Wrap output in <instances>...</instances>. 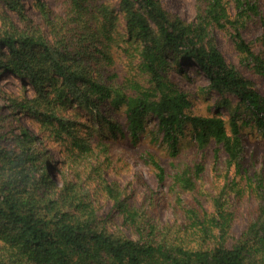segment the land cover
<instances>
[{"label": "trees", "instance_id": "16d2710c", "mask_svg": "<svg viewBox=\"0 0 264 264\" xmlns=\"http://www.w3.org/2000/svg\"><path fill=\"white\" fill-rule=\"evenodd\" d=\"M196 1L195 22L187 23L170 14L163 0H119L117 13L95 0H67L63 14L56 16L44 1L33 0L38 24L27 16L22 0H0V79L12 76L22 88L18 96L0 95L9 111L0 110V264H264V179L249 175L242 164V129L251 126L264 139V98L225 61L210 35L211 27L229 31L242 62L264 76V58L240 34L251 17L261 19V12L253 0ZM118 15L124 21L121 29ZM115 49L131 63L137 61L146 85L105 76ZM181 65L203 74L206 86L199 94L215 91L237 100L235 107L227 99L215 103L230 113L229 120L189 111L188 94L170 78L184 73ZM104 107L122 111L123 128L101 114ZM74 110L88 117L83 134L71 116ZM23 115L37 134L21 124ZM149 119L156 121L171 159L179 156L181 140L190 134L197 152L213 144L215 162L222 155L234 178L225 176L208 212L197 196L204 163L175 173L172 185L184 224L170 232L132 209L118 186L103 182L101 191L122 224L134 229L136 238L130 239L107 230L106 218L77 184L62 178L58 185L44 141L65 144L70 160L77 162L92 154L95 134L105 152L103 140L117 134L137 143ZM147 159L163 183L164 167L153 155ZM244 189L257 205L244 229L233 235L227 195L231 190L245 194ZM189 193L196 195L186 205L180 196Z\"/></svg>", "mask_w": 264, "mask_h": 264}, {"label": "rangeland", "instance_id": "374dc122", "mask_svg": "<svg viewBox=\"0 0 264 264\" xmlns=\"http://www.w3.org/2000/svg\"><path fill=\"white\" fill-rule=\"evenodd\" d=\"M27 16L36 23L41 24V19L33 7V0H22ZM51 10L54 16L62 15L67 0H42ZM119 0H95L97 5L107 6L110 10L117 13ZM261 12V19L251 17L241 29L240 34L244 41L250 46L255 54L264 58V0H253ZM165 9L172 15L179 16L187 23L195 22L197 9L196 0H163ZM229 12L232 17L235 15L234 4H229ZM118 28H122V17L118 15ZM46 38L50 41L51 36L47 29L43 27ZM210 35L214 38L215 44L228 64L233 65L245 79L252 82L254 89L264 98V76L256 73L251 66L242 62L243 56L238 52L230 36L229 31H220L214 27L210 28ZM114 64L108 68L105 76L110 75L114 82L124 83L127 79H135L146 85L145 78L139 73L137 61L133 63L116 49L113 50ZM183 74L172 73L171 80L188 94L190 101L189 111L194 115H219L225 120H229L230 113L224 108H217L216 101L227 99L235 107L237 100L230 94H218L211 91L206 94H199L206 86V80L203 74L197 72L193 67L181 65ZM27 95L30 96L31 88H27ZM22 94V88L19 81L12 76H2L0 79V95L18 96ZM7 103L5 99L0 98L1 114H8ZM79 114V115H77ZM101 114L115 122L123 128L125 125V116L122 111L102 108ZM74 120L79 124L81 133L86 132V126L89 125L88 117L80 110L71 112ZM242 118L248 119L247 113H241ZM21 124L25 126L30 133L37 134L38 130L35 124H32L29 117L23 115L19 118ZM14 123V120H12ZM106 131V128H104ZM145 133L140 136L137 143H132L128 138H123L117 134L115 138L103 140L106 143V151L102 152L99 143L100 136L94 135L92 144V154L80 157L75 162L69 158L66 145H61L52 140H45L47 152L50 155L51 163L56 174L58 185H62V178L70 180L77 184L82 196L90 201L98 211V215L106 218V228L111 233H121L124 236L135 239L134 229L122 224L112 201L102 192L103 182L116 185L121 192V198L130 207L138 210L140 215L150 218L158 227H166L169 232L184 224L182 211L177 208L176 188L172 185V177L186 165L191 166L194 162L201 161L206 169L202 174V179L198 183V198L201 200L204 209L212 211L211 199L223 187L225 176L229 180L234 178L233 169L229 172L224 167V158L219 155V160L215 162L213 152L216 148L213 144H208L202 152H197L191 135H187L181 140V153L176 159H171L165 146L161 143V136L157 132L156 121L149 119ZM5 132V131H4ZM15 132V131H13ZM107 136H110L108 134ZM243 140V167L249 175H259L264 179V139L253 127L242 129ZM155 156L164 167L167 178L163 183H159L156 178L155 170L148 163L147 155ZM84 158V159H83ZM82 159V160H81ZM254 178V177H252ZM228 180V181H229ZM236 180L239 181L238 176ZM255 182V178H254ZM245 182L241 183V187ZM257 187V184L253 185ZM245 194L235 195L231 190L227 195L229 211L232 213L231 234L240 233L248 218L255 211L257 201L251 197L244 189ZM195 193L182 194L180 197L183 202L190 201ZM188 205L187 203H185ZM166 234V239L169 234ZM160 237V236H159ZM162 238V237H160Z\"/></svg>", "mask_w": 264, "mask_h": 264}]
</instances>
